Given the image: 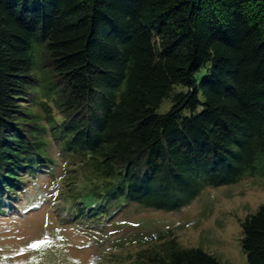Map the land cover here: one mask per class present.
<instances>
[{"label":"trees","instance_id":"obj_1","mask_svg":"<svg viewBox=\"0 0 264 264\" xmlns=\"http://www.w3.org/2000/svg\"><path fill=\"white\" fill-rule=\"evenodd\" d=\"M51 140L101 181L88 216L264 177V0H0V213ZM241 228L264 264V205ZM145 264L221 263L170 239Z\"/></svg>","mask_w":264,"mask_h":264},{"label":"rangeland","instance_id":"obj_2","mask_svg":"<svg viewBox=\"0 0 264 264\" xmlns=\"http://www.w3.org/2000/svg\"><path fill=\"white\" fill-rule=\"evenodd\" d=\"M43 60L49 67L47 58ZM21 104L33 106L28 100ZM42 107L32 112L44 124L57 111ZM169 107L165 101L161 111ZM49 144L52 169L24 176L16 195L4 199L0 264H145L170 239L181 247L201 248L221 264H249L241 247V223L264 205V177L206 187L190 204L173 211L119 203L106 214L97 210L88 216L98 205L92 190L101 181L83 159L63 152L56 141Z\"/></svg>","mask_w":264,"mask_h":264}]
</instances>
